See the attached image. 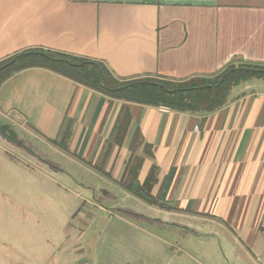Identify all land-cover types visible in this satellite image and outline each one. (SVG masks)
Wrapping results in <instances>:
<instances>
[{"label": "crops", "instance_id": "1", "mask_svg": "<svg viewBox=\"0 0 264 264\" xmlns=\"http://www.w3.org/2000/svg\"><path fill=\"white\" fill-rule=\"evenodd\" d=\"M32 49L98 61L119 80L264 66V0H0V63ZM0 123L84 167L96 190L136 199L153 223L206 229L263 253L264 80L193 115L32 68L0 87ZM233 257L243 258L236 248Z\"/></svg>", "mask_w": 264, "mask_h": 264}, {"label": "rangeland", "instance_id": "2", "mask_svg": "<svg viewBox=\"0 0 264 264\" xmlns=\"http://www.w3.org/2000/svg\"><path fill=\"white\" fill-rule=\"evenodd\" d=\"M15 143L0 133V264H264V247L153 223L136 199L96 190L84 167L25 133Z\"/></svg>", "mask_w": 264, "mask_h": 264}, {"label": "trees", "instance_id": "3", "mask_svg": "<svg viewBox=\"0 0 264 264\" xmlns=\"http://www.w3.org/2000/svg\"><path fill=\"white\" fill-rule=\"evenodd\" d=\"M32 68L49 69L114 100L193 115L211 114L226 107L230 93L235 87L253 78H264L262 65L232 63L219 74L207 78L185 81L157 78L119 80L98 61L32 49L0 63V87L16 73ZM11 131L9 126L0 123V133L15 143L17 138ZM18 145L22 147L21 144Z\"/></svg>", "mask_w": 264, "mask_h": 264}, {"label": "water", "instance_id": "4", "mask_svg": "<svg viewBox=\"0 0 264 264\" xmlns=\"http://www.w3.org/2000/svg\"><path fill=\"white\" fill-rule=\"evenodd\" d=\"M12 134L14 137H18V134L14 130H12Z\"/></svg>", "mask_w": 264, "mask_h": 264}, {"label": "flooded vegetation", "instance_id": "5", "mask_svg": "<svg viewBox=\"0 0 264 264\" xmlns=\"http://www.w3.org/2000/svg\"><path fill=\"white\" fill-rule=\"evenodd\" d=\"M12 132V131H11ZM7 135H10L9 133H7Z\"/></svg>", "mask_w": 264, "mask_h": 264}]
</instances>
